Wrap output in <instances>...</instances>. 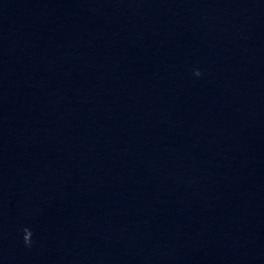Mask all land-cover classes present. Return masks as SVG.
<instances>
[{"label": "clouds", "instance_id": "1", "mask_svg": "<svg viewBox=\"0 0 264 264\" xmlns=\"http://www.w3.org/2000/svg\"><path fill=\"white\" fill-rule=\"evenodd\" d=\"M26 246H30L31 241L28 238H23Z\"/></svg>", "mask_w": 264, "mask_h": 264}]
</instances>
